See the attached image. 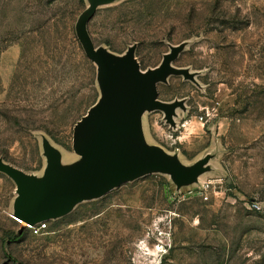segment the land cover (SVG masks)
Masks as SVG:
<instances>
[{
	"label": "rangeland",
	"instance_id": "rangeland-1",
	"mask_svg": "<svg viewBox=\"0 0 264 264\" xmlns=\"http://www.w3.org/2000/svg\"><path fill=\"white\" fill-rule=\"evenodd\" d=\"M85 5L0 0V158L25 172L42 171V137L63 163L77 157L72 126L99 94L73 29ZM86 28L114 53L134 43L141 69L183 42L172 64L195 81L156 89L185 109L174 127L145 111L142 127L183 163L208 153V168L178 189L160 172L122 182L36 233L13 217L0 171V264H264V0H111Z\"/></svg>",
	"mask_w": 264,
	"mask_h": 264
},
{
	"label": "water",
	"instance_id": "water-1",
	"mask_svg": "<svg viewBox=\"0 0 264 264\" xmlns=\"http://www.w3.org/2000/svg\"><path fill=\"white\" fill-rule=\"evenodd\" d=\"M109 1L86 0L73 25L84 54L95 64L99 91L72 126L71 148L77 157L63 163L60 151L42 137L45 162L39 175L0 158V171L15 187L11 213L25 224L62 216L76 203L97 198L146 173L167 174L178 189L195 182L208 168V153L183 163L175 152L146 141L142 127L145 111H160L163 121L174 127L177 109H185L183 97L162 100L156 89V84L165 82L171 74L195 81L194 71L172 64L183 42L169 44L159 62L144 69L134 56V43L121 53L95 45L86 21L98 5Z\"/></svg>",
	"mask_w": 264,
	"mask_h": 264
},
{
	"label": "built area",
	"instance_id": "built-area-1",
	"mask_svg": "<svg viewBox=\"0 0 264 264\" xmlns=\"http://www.w3.org/2000/svg\"><path fill=\"white\" fill-rule=\"evenodd\" d=\"M199 119H201V116H199ZM15 218V217H14ZM18 222H22L20 219L15 218ZM29 227H31L32 232H38L40 228L43 226V221L36 222L34 224H26Z\"/></svg>",
	"mask_w": 264,
	"mask_h": 264
},
{
	"label": "trees",
	"instance_id": "trees-1",
	"mask_svg": "<svg viewBox=\"0 0 264 264\" xmlns=\"http://www.w3.org/2000/svg\"><path fill=\"white\" fill-rule=\"evenodd\" d=\"M16 264H23L22 262L18 261Z\"/></svg>",
	"mask_w": 264,
	"mask_h": 264
}]
</instances>
